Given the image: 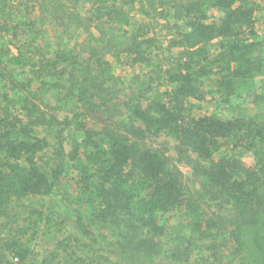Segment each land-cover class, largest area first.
<instances>
[{
	"label": "trees",
	"instance_id": "obj_1",
	"mask_svg": "<svg viewBox=\"0 0 264 264\" xmlns=\"http://www.w3.org/2000/svg\"><path fill=\"white\" fill-rule=\"evenodd\" d=\"M262 10L258 0H0V264H264V114L195 116L190 103L209 83L229 106L236 81L264 76ZM123 64L150 72L129 99L113 73ZM160 133L192 188L144 143ZM225 146L252 164L217 157ZM72 169L73 233L51 237L33 202Z\"/></svg>",
	"mask_w": 264,
	"mask_h": 264
},
{
	"label": "rangeland",
	"instance_id": "obj_2",
	"mask_svg": "<svg viewBox=\"0 0 264 264\" xmlns=\"http://www.w3.org/2000/svg\"><path fill=\"white\" fill-rule=\"evenodd\" d=\"M261 5V12H259L258 17L260 21L258 25L262 27L264 24V0H258ZM16 13V12H15ZM19 19L18 13L15 14ZM210 16L217 18L221 14L215 11L209 12ZM141 18L136 14H132V20L137 21ZM158 32V36H163L164 32ZM161 42H164L162 40ZM12 48V47H11ZM14 51V49L12 48ZM113 73L115 78L120 83V89L122 93L129 99L132 95H135L137 86H143L149 81L150 72L143 66H130V65H113ZM154 85V84H153ZM206 87V98L204 100H190L192 105V113L195 116L203 115H216L220 118H232L237 114L254 116L256 114H264V99H258L260 94H264V76L255 77L248 80H238L234 84V91L237 95L236 99H232L229 106L220 104L219 97L211 92L210 84ZM168 87V86H167ZM170 88V87H169ZM164 86L161 91L165 90ZM59 117H62L64 112H58ZM146 146L163 153L166 157L170 158L172 163H174L184 176L185 182L188 186L192 188V183L190 181L191 169L187 165L184 158H180L174 149V141L170 139L163 133H160L155 137H148L144 140ZM232 150L230 147L225 146L221 152L217 155L220 156H235L244 164H252V155L239 151ZM78 173L76 170H71L67 176H60L59 183L56 188L51 192L50 195L45 196L41 199L36 198L33 202L34 205H41L43 208V218L48 217L49 221H45L48 224V231L45 234H49L51 237L64 238L72 235L73 225L75 222L76 215L74 210L77 206L74 204L75 196L77 195V181ZM76 199V198H75ZM50 217V218H49ZM167 221L168 226H173L178 220V213L173 212L164 217ZM43 229V228H42ZM42 229L39 231V235L43 233ZM47 234V235H48ZM46 235V237H47ZM50 237V238H51ZM48 239V238H45ZM39 239L36 238V241ZM43 244V243H42ZM44 246V245H43ZM41 254V253H40ZM263 254L260 253L259 258H262L260 262L263 261Z\"/></svg>",
	"mask_w": 264,
	"mask_h": 264
}]
</instances>
